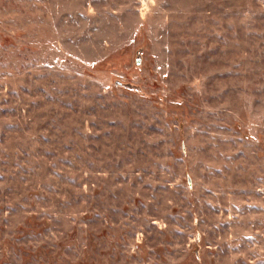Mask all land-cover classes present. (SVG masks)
<instances>
[{
    "label": "rangeland",
    "instance_id": "374dc122",
    "mask_svg": "<svg viewBox=\"0 0 264 264\" xmlns=\"http://www.w3.org/2000/svg\"><path fill=\"white\" fill-rule=\"evenodd\" d=\"M0 264H264V0H0Z\"/></svg>",
    "mask_w": 264,
    "mask_h": 264
},
{
    "label": "water",
    "instance_id": "95a60500",
    "mask_svg": "<svg viewBox=\"0 0 264 264\" xmlns=\"http://www.w3.org/2000/svg\"><path fill=\"white\" fill-rule=\"evenodd\" d=\"M137 64L140 65V60L137 61ZM190 185H191V182L189 181Z\"/></svg>",
    "mask_w": 264,
    "mask_h": 264
}]
</instances>
